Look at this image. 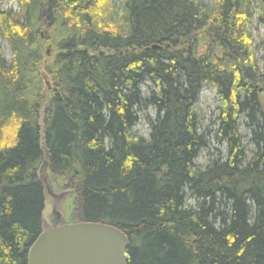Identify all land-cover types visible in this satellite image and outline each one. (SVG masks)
Listing matches in <instances>:
<instances>
[{
    "label": "trees",
    "instance_id": "16d2710c",
    "mask_svg": "<svg viewBox=\"0 0 264 264\" xmlns=\"http://www.w3.org/2000/svg\"><path fill=\"white\" fill-rule=\"evenodd\" d=\"M18 3L0 2L13 53L0 52V263L27 264L42 231L45 136L54 184L79 191V219L66 202L67 219L123 229L128 264H264V69L248 32L252 0ZM204 84L222 103L214 136L226 154L197 169L209 144L196 108ZM149 107L157 115L145 139L134 128Z\"/></svg>",
    "mask_w": 264,
    "mask_h": 264
},
{
    "label": "water",
    "instance_id": "95a60500",
    "mask_svg": "<svg viewBox=\"0 0 264 264\" xmlns=\"http://www.w3.org/2000/svg\"><path fill=\"white\" fill-rule=\"evenodd\" d=\"M44 26L46 22L42 23ZM42 141L44 159L39 168L44 191L42 231L30 247L27 264H128L130 242L123 229L101 221H66L60 206L70 191L53 190L48 179L52 156L45 136Z\"/></svg>",
    "mask_w": 264,
    "mask_h": 264
},
{
    "label": "rangeland",
    "instance_id": "374dc122",
    "mask_svg": "<svg viewBox=\"0 0 264 264\" xmlns=\"http://www.w3.org/2000/svg\"><path fill=\"white\" fill-rule=\"evenodd\" d=\"M211 4V0H207ZM1 6L3 9H14L15 11L19 10V3L18 0H0ZM114 2L117 5H121L122 0H114ZM252 17L250 18L249 22V28L248 32L252 35V53H254L255 60L258 64V67L260 69H264V26L259 21L258 17L260 14V8L258 6L257 0H252ZM43 27V35L50 34V31L48 26ZM0 52L9 60L11 61L13 59V53L11 50V47L7 40L3 39L0 34ZM143 90H146V86L142 87ZM222 106V103L220 101L217 89L215 86L210 84H204L202 86L200 96L198 103L196 104V108L199 114L200 118V127L202 132L209 133V144L207 147L203 148L200 152L199 157L196 160L197 163V169L205 168L209 163H211V160L216 159L220 156H224L226 154V145L224 143L218 142L214 136L215 130L217 128L218 122H219V115H220V108ZM140 120L136 127L134 128V131L137 135L148 139L151 129L149 124V119H154L157 115V112L155 108L149 107L148 109H141L139 110ZM242 134L244 136V142L247 146V149L249 150V157L252 156L250 150L253 148L252 144L249 143L250 139V131L245 126L241 127ZM49 182L55 192H62V191H70V193L66 196L64 199L62 205L60 206V210L62 211L65 219L69 221V218L67 219L66 216V210H65V204L68 202V204L71 202L73 205L71 208H68L70 212H72L71 216H73L75 212V217L77 216L79 219V191H77V188L67 185L65 189L58 188L53 182L52 179V171L51 167L49 168ZM73 197V198H72ZM69 198H72L70 201ZM69 200V201H68ZM77 207V209H76ZM68 210V211H69ZM70 221H73L70 219ZM77 221V220H76Z\"/></svg>",
    "mask_w": 264,
    "mask_h": 264
},
{
    "label": "bare ground",
    "instance_id": "6f19581e",
    "mask_svg": "<svg viewBox=\"0 0 264 264\" xmlns=\"http://www.w3.org/2000/svg\"><path fill=\"white\" fill-rule=\"evenodd\" d=\"M156 49V48H155ZM42 122H43V124H44V115H43V117H42ZM44 127V126H43Z\"/></svg>",
    "mask_w": 264,
    "mask_h": 264
}]
</instances>
